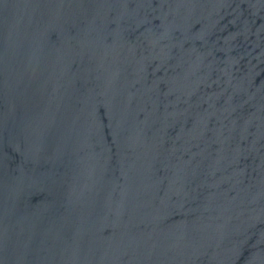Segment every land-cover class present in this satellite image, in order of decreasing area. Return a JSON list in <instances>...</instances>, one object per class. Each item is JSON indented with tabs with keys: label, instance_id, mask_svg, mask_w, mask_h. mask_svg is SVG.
Returning a JSON list of instances; mask_svg holds the SVG:
<instances>
[{
	"label": "water",
	"instance_id": "obj_1",
	"mask_svg": "<svg viewBox=\"0 0 264 264\" xmlns=\"http://www.w3.org/2000/svg\"><path fill=\"white\" fill-rule=\"evenodd\" d=\"M0 264H264V0H0Z\"/></svg>",
	"mask_w": 264,
	"mask_h": 264
}]
</instances>
